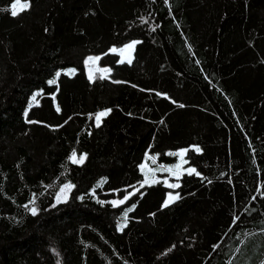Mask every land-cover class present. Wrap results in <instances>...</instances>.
I'll return each instance as SVG.
<instances>
[{
    "label": "trees",
    "instance_id": "16d2710c",
    "mask_svg": "<svg viewBox=\"0 0 264 264\" xmlns=\"http://www.w3.org/2000/svg\"><path fill=\"white\" fill-rule=\"evenodd\" d=\"M25 1L0 0V264H264V0ZM185 147L200 175L141 186Z\"/></svg>",
    "mask_w": 264,
    "mask_h": 264
},
{
    "label": "rangeland",
    "instance_id": "374dc122",
    "mask_svg": "<svg viewBox=\"0 0 264 264\" xmlns=\"http://www.w3.org/2000/svg\"><path fill=\"white\" fill-rule=\"evenodd\" d=\"M21 4H29V1L21 0ZM17 11H20V5L17 6ZM133 42H137V40H132V41L128 42V44L133 43ZM128 44H126V45H128ZM125 46L119 49L120 59H121V61H128L129 59L132 60L133 57H134V51H135L136 45H135V48L132 49L131 51H126L124 53H121L120 50L124 49ZM93 57H95V56H93ZM87 64H88V66H87L88 74H89V76L91 75L92 78H94V73H95V71L97 69L105 70L103 67H100V65L98 64V60L92 61V60H89V58H88L87 59ZM106 110H103V111H106ZM100 112H102V111H100ZM101 121H102V118H101ZM197 147L199 148V146H197ZM185 149L188 150V148L185 147V148L178 149L176 151H172L170 153H179V152H181L182 150H185ZM186 153H187V151L185 152V154L183 156V159H181L180 156L175 155L177 159H176L174 164L159 163L156 157L149 155V159L150 160H148L146 158V160L141 164V169L144 172L145 177L147 176L149 178V181H150L149 184L153 183L152 182L153 180L157 181L159 179H163V181L165 182L166 185H168V184H178V181L174 180L175 178H178L182 173L187 172V169L195 168L194 166L186 165ZM83 155H85V154H83ZM80 156H82V155L77 154V159H79ZM177 165H180V167L177 168L176 167ZM168 169H171V172H169ZM160 172H162V173H170V174L161 176ZM66 184L74 185L72 182H68ZM66 184H64V185H66ZM142 184L143 183H141V185ZM64 185H62V187ZM145 185H147V184H144L143 186H145ZM73 188L66 190V192H67V200L69 199ZM138 188L139 187L135 188L134 191L135 190L137 191ZM59 193H60V190L57 193V195ZM169 193H171L172 195H176L177 194L173 190H170L167 193V197H166L165 201L168 199ZM129 194L130 193H128L127 196H129ZM57 195H56L55 201H54L55 205H57V204H59L61 202L67 201V200L61 199V201L58 202L57 201ZM119 200H122V199H119V198L113 199V201H119Z\"/></svg>",
    "mask_w": 264,
    "mask_h": 264
},
{
    "label": "snow or ice",
    "instance_id": "6c2138e0",
    "mask_svg": "<svg viewBox=\"0 0 264 264\" xmlns=\"http://www.w3.org/2000/svg\"><path fill=\"white\" fill-rule=\"evenodd\" d=\"M18 5H20V11H23V10H25V9H27V8H30V3H29V4H21V0H16V2L13 3L12 6H11V15L14 16V17L17 16V15L19 14V12L17 11V6H18ZM136 43H138V42H133V43H130V44L126 45L124 49H121V50H120L121 53H124V52H126V51H131L132 49L135 48ZM112 51L115 52V51H117V50H116V49H112ZM98 59H99L98 57H89V60H92V61H95V60H98ZM121 62H123V61H121ZM128 62L131 63V59H129ZM73 71H74V70H73ZM104 71H108V70L105 69ZM56 75H57V77H59V76H60V73L57 72ZM89 79H92V76H91V75L89 76ZM56 82H57L56 80H51V81H49L50 84H56ZM32 99H33V101H36V96H33ZM181 107H182V105H181ZM57 111H59V107L57 108ZM110 111H111V110L109 109V110L102 111V112H99L98 114H96V116H95V122H96V126H97V127L100 126L101 118H102V117H106V116L109 114ZM25 115H27V113H25ZM29 122H30V123H34V121H29ZM195 150H196L197 152L200 151V149H199L198 147H197ZM186 151H187V150L185 149V150H182V151L179 152V153H169V155H178V156L181 157V159H183V156H184V154H185ZM70 159L72 160L73 163H83V161L86 159V154L80 156L79 159H77V154H76V152H73L72 155H71V157H70ZM176 167L179 168L180 165H177ZM168 171L171 172V169H168ZM187 172H188L189 175H191V174H193V173H195L196 175H200V174L196 171L195 168H189V169H187ZM149 182H150V181H149V178L146 176V177H145V180L143 181V184H142L141 186H143L144 184H149ZM152 182L154 183L155 181L153 180ZM167 186H168L169 188H178V187H179V184H168ZM73 187H74V185H71V184H66V185H64V186L60 189V193L57 195V201L60 202L61 199H63V200H67V192H66V190L71 189V188H73ZM129 195H131V194H129ZM81 199H82V197H81ZM128 199H129V196H125L122 200H119V201H111V203H112V205L115 207V206H118V205L124 204ZM179 199H180L179 194L172 195L171 193H169V195H168V199L165 201V203H164L163 206H164V207H168L169 204H171V203H173V202H175V201H177V200H179ZM253 199H255V197H253ZM101 203H103V202H101ZM132 210H133L132 208H129V209L124 213L123 223H121V224L119 225V230L122 231V230L127 226V216H128V212H130V211H132ZM30 211H31V213H32L33 216L37 215V209H36L35 207L31 208ZM237 219H238V218H237Z\"/></svg>",
    "mask_w": 264,
    "mask_h": 264
}]
</instances>
